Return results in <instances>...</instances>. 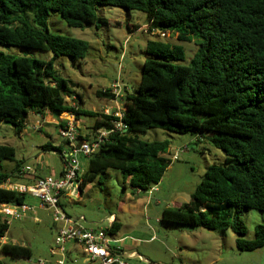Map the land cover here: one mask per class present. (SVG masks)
<instances>
[{"label": "trees", "instance_id": "obj_1", "mask_svg": "<svg viewBox=\"0 0 264 264\" xmlns=\"http://www.w3.org/2000/svg\"><path fill=\"white\" fill-rule=\"evenodd\" d=\"M99 6L143 12L148 29L175 34L181 42L194 40L197 48L184 63L181 45L147 41L138 86L120 101L126 128L111 133L86 158L87 168L78 176L80 189L95 180L103 184L108 171L114 170L133 191L149 190L168 167L170 143L143 141L138 133L150 128L194 133L221 150L224 160L208 165L189 200L180 207L163 208L160 221L190 229H230L239 251L263 247L264 220L246 239L240 215L254 209L264 218V0H0V44L50 54L45 60L0 52V122L20 134L30 111L59 116L71 111L67 97L74 95L81 103V95L58 73L55 61L60 56L83 59L88 43L51 32L47 18L57 12L70 27L104 23L97 14ZM95 94L109 102L115 98L109 88ZM74 112L77 121L80 115L93 118L87 135L77 130L78 143L118 120L103 112L80 108ZM42 148L62 157L59 145ZM14 160L15 148L0 144V204H30V194L2 186L13 175L22 178L17 176L22 162L10 172L1 171L3 161ZM8 220L0 212V238L5 237ZM120 228L113 219L106 231L115 235ZM0 253L12 259L32 255L29 247L7 241L0 243Z\"/></svg>", "mask_w": 264, "mask_h": 264}, {"label": "rangeland", "instance_id": "obj_2", "mask_svg": "<svg viewBox=\"0 0 264 264\" xmlns=\"http://www.w3.org/2000/svg\"><path fill=\"white\" fill-rule=\"evenodd\" d=\"M97 14L105 20L104 23L86 24L83 27L68 26L57 12H50L47 18L51 32L88 43L83 59L74 61L60 56L55 61L58 73L67 79L72 90L81 95L83 109L101 113L107 108L109 101L97 97V90L118 87L123 96L133 92L138 86L142 63L147 57L145 49L148 40L159 39L181 45L185 52L184 63L190 61L197 48L194 40L181 42L175 34L166 33L165 37H161L152 32L148 29L143 12L99 6ZM0 52L45 60L50 58L46 52L11 45L0 44ZM109 104L113 105L111 102ZM65 113L57 116L44 111L41 115H35L30 111L20 134H16L11 125L0 122V144L15 148V160L3 161L1 171L10 172L16 162H22V166H30L29 173H34V167L37 169L39 165L42 175L58 174L61 168L59 153L44 151L42 146L59 145L64 149L65 145L58 136L56 125L48 123L47 118L44 121L42 117L47 115L59 121ZM83 119L88 124L93 123L91 117L83 116ZM39 126L40 131L36 130ZM138 137L147 142L168 140L170 143V162L155 186L157 189L151 193L148 190L136 193L128 185L125 184V187L119 172L110 170L103 184L96 180L85 183L80 199L61 198L67 215L90 228H106L116 217L122 227L111 241H118L116 245L122 246L119 255L127 264H136L134 261L140 259V255L148 259L147 264H151L149 261L155 264H264V246L254 251H239L235 246L236 234L230 229H190L160 221L163 208L180 207L189 200L206 167L223 162V152L213 147L205 137L199 139L194 133L179 134L150 128L138 133ZM173 154H176V159H172ZM80 167L81 172L86 170V158L80 157ZM11 180L23 182L16 175ZM29 203L33 209L22 218H9L8 230L5 237L0 238V243L7 241L27 246L32 255L29 259H12L0 253V261L4 264H56L61 256L50 253V249L56 247L51 211L38 207L36 198L32 197ZM240 217L246 227L243 237L251 239L255 225L263 222V215L254 209H244ZM144 233L147 237L153 236L152 239L148 243H133V248L127 245L128 240L125 243L120 240L124 235L141 238ZM63 258L64 264H94L85 259L80 248L72 244L65 245Z\"/></svg>", "mask_w": 264, "mask_h": 264}, {"label": "built area", "instance_id": "obj_3", "mask_svg": "<svg viewBox=\"0 0 264 264\" xmlns=\"http://www.w3.org/2000/svg\"><path fill=\"white\" fill-rule=\"evenodd\" d=\"M151 31L160 36H166V33L157 29H151ZM111 89L112 94L115 96L111 102L113 105L107 106L102 112L106 115L117 117L118 120H111V126L97 128L92 136H89L88 139H83L80 143L77 142V130L80 128L79 120L77 121L74 112L79 108L78 100L74 95L66 98L71 111L66 112V115L61 117L57 122L58 136L61 140L66 141L67 145V151L62 152V169L60 175L40 176L32 180L33 182L30 184L12 182L9 179L2 184L5 188L30 194L38 200V207L51 211L52 220L57 227L54 238L56 247L51 248L50 253L51 255L59 254L61 256L55 262L56 264H64L63 255L67 243H72L80 248L87 257V260L91 263L127 264L121 259V255H119L120 247L116 245L118 241L113 240L114 243H112L111 238L113 235L109 234L106 228L85 227L69 217L59 206L62 197L70 200L71 197L79 198L80 196L81 180L78 177L81 173L80 157L88 158L99 149L111 133L119 132L126 128L125 124L121 121L122 113L119 110V101L123 94L118 87ZM176 158V154H173L172 159ZM29 170L30 166H22L17 176H26ZM155 186H151L148 193L155 191ZM32 209L33 206L30 204H22L19 206L0 204V212L12 219H20Z\"/></svg>", "mask_w": 264, "mask_h": 264}, {"label": "crops", "instance_id": "obj_4", "mask_svg": "<svg viewBox=\"0 0 264 264\" xmlns=\"http://www.w3.org/2000/svg\"><path fill=\"white\" fill-rule=\"evenodd\" d=\"M110 102H108L107 104V106H109L110 104H109ZM81 104H82V100H81V103H80V105H79V108L80 109H82V110H86V109H83L82 107H81ZM46 113L48 112V111H45ZM33 113V112H32ZM35 113V115H41L40 113H36V112H34ZM50 114V113H49ZM51 115V114H50ZM83 116L84 115H80V117H79V121H78V123H79V127H80V129L82 130V135H87V131H88V128H89V126L91 125V124H88V123H86V121L83 119ZM43 118V120L45 121V119H46V121H48V123L49 122H52V123H54L55 125H57V122H58V120L56 121H54V120H52L49 116H43L42 117ZM37 122V121H36ZM38 125H39V123H37ZM36 130H38V131H40V126H39V128H37ZM201 137H199V139H200ZM202 139V138H201ZM65 145V148L64 149H62V152H66L67 151V145L66 144H64ZM60 160H61V168H60V170H59V172H58V174H54V173H52V174H49V175H52V176H58V175H60V173H61V169H62V158H60ZM23 166H25V165H23ZM31 170V169H30ZM38 170V171H37ZM40 166L38 165V167H37V169L34 167V173H27V175L26 176H23L22 178H20L21 180H24V181H32V180H35V178H37V177H39V176H46V175H42L40 172ZM33 182V181H32ZM83 189H84V187H82V189H81V193H80V196H79V199L81 198V195H82V192H83ZM157 189V188H156ZM136 191V193H138V191L137 190H135ZM62 198H64V199H66V200H69V199H67V198H65V197H62ZM157 203H159V201H157ZM60 204L62 205V202H61V199H60ZM65 212V211H64ZM66 213V212H65ZM67 214V213H66ZM114 219H116V217H114ZM54 228L56 229V227H57V225L54 223ZM122 227V226H121ZM90 228V227H89ZM144 236H142L141 238H131L130 236H125L124 235V237H122V239H120L121 240V242L122 243H125L126 242V240H128L129 242H128V244L127 245H129L131 248H133L132 246H133V243H135V245H137V242H142V243H148L149 242V240L150 239H152V237L153 236H149V237H147L146 235V233H144L143 234ZM131 239V240H130ZM67 244H72V243H67ZM118 244V243H117ZM73 246H75L74 244H72ZM120 248H122V246L120 247ZM130 254H132V253H130ZM129 254V255H130ZM138 254V253H137ZM140 257H142V259H135V263L136 264H147L146 263V260H147V262H148V259H146L145 257H143V255H140ZM145 258V259H144ZM85 259L87 260V257L85 256ZM151 264L153 263V262H151V261H149Z\"/></svg>", "mask_w": 264, "mask_h": 264}]
</instances>
